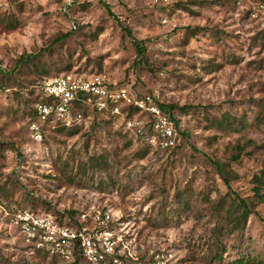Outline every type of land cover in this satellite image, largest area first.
Listing matches in <instances>:
<instances>
[{
    "label": "rangeland",
    "instance_id": "rangeland-1",
    "mask_svg": "<svg viewBox=\"0 0 264 264\" xmlns=\"http://www.w3.org/2000/svg\"><path fill=\"white\" fill-rule=\"evenodd\" d=\"M68 1L0 0V264H75L77 253L26 237L24 212L72 230L108 213L132 264L264 260V202L252 190L264 169V0ZM65 73L173 105L178 146L152 151L121 118L91 110L33 140L36 85ZM239 197L252 212L232 225Z\"/></svg>",
    "mask_w": 264,
    "mask_h": 264
},
{
    "label": "built area",
    "instance_id": "built-area-1",
    "mask_svg": "<svg viewBox=\"0 0 264 264\" xmlns=\"http://www.w3.org/2000/svg\"><path fill=\"white\" fill-rule=\"evenodd\" d=\"M258 13L264 20V4L259 6ZM36 87L47 101H37L33 106L37 120L30 121L28 129L35 141L43 139L44 126L79 123L82 114L74 106L75 101H79L97 112L121 118L126 129L152 151H165L177 142L175 121L167 110L157 104L154 95L139 96L128 87L109 81L102 74H64L43 79ZM124 107H134L142 116L134 114L127 118L128 112L123 110ZM108 221L109 214L98 211L95 215L96 226L72 230L56 224L50 218L35 217L24 212L19 214L16 223L27 238L56 244L65 258L77 253L85 264H132V254L125 251L126 245H119L120 239L108 228Z\"/></svg>",
    "mask_w": 264,
    "mask_h": 264
},
{
    "label": "trees",
    "instance_id": "trees-1",
    "mask_svg": "<svg viewBox=\"0 0 264 264\" xmlns=\"http://www.w3.org/2000/svg\"><path fill=\"white\" fill-rule=\"evenodd\" d=\"M103 5L107 9L108 14L114 16V14L112 13L109 5L107 3H103ZM123 29L127 33V35L131 38L132 43L136 47L139 56L143 57L144 52H143L142 46L139 44V41L133 36V34L129 30V28L124 26ZM186 29L190 30V27H186ZM22 59H23V57H22ZM65 74H67V73H65ZM74 74H79V73H74ZM94 74H97V73H94ZM123 86H126V85H123ZM129 89L131 90V88H129ZM143 95H146V94H139V96H143ZM37 101H47V99H46V97H44L39 92V95H37V100L35 102H37ZM156 102L161 108L167 110L170 113L171 117L175 121V126H176V130H177L178 126H177V121H176V115H174V113H173V107L174 106L173 105H165L160 100L159 101L157 100ZM33 106H34V104H33ZM33 106L31 107V113H30V116L28 118V123L30 121L37 120V116H36V113L34 111V107ZM74 106H75V108L78 111L81 112L82 119H83L84 113L86 111H88V110H91L93 113H97V114H99L101 116H105L107 118H114V117H112L111 115H109L107 113L97 112V111L91 109L90 107H88L86 104H84L82 102H79V101H75ZM123 110L128 112L127 115H126L127 118L130 117L131 115H134V114L142 116V114L139 113V110L134 108V107H127V108L124 107ZM73 126L75 127L76 125L65 126L63 124H58L57 123L54 127L44 126L43 127V137L50 130H53V129H64V128L73 127ZM176 140H178L177 137H176ZM249 143H252V141L248 140L244 144H236L235 147H234L236 152L233 155V158L234 159H238L240 157V154L244 151L245 146L247 144H249ZM177 146H178V141L176 142V144L174 146L166 149L164 152H171ZM216 165H217V168L221 171V165L220 164H216ZM220 174H221V176H222V178L224 180V183L229 187L230 185H229L228 179L223 175L222 172H220ZM252 182L254 183V185L252 187V190L254 192V197L257 200H259L260 202H264V191L262 190L264 188V169L261 171L260 175H254L253 176ZM236 209L240 211V216H238L237 214L235 215L234 221H232V223H231L232 225H234L235 223L238 224L239 221H240V218L243 220V222L246 221L248 216H249V214H251V212H252L249 209L248 203H246L240 197L238 198ZM225 252H226L225 248L221 247L215 254V260H217L218 262H222L223 261V255H224ZM79 258L82 259L81 255L77 254V259L74 261L75 264H77ZM225 264H264V260L261 259V258L255 257V256H251V255H242V256H239V257H237L235 259H231L230 261H227Z\"/></svg>",
    "mask_w": 264,
    "mask_h": 264
}]
</instances>
